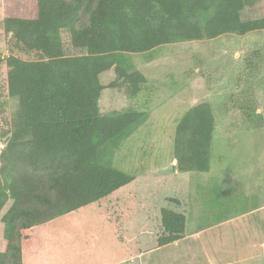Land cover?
<instances>
[{"label":"trees","instance_id":"16d2710c","mask_svg":"<svg viewBox=\"0 0 264 264\" xmlns=\"http://www.w3.org/2000/svg\"><path fill=\"white\" fill-rule=\"evenodd\" d=\"M7 92L17 108L0 151V264H121L186 236L188 173L210 168L215 116L190 106L173 131L175 174H131L116 148L146 108L102 114L98 75L134 98L151 89L124 53L264 30L256 0H5ZM218 188L217 183L213 188Z\"/></svg>","mask_w":264,"mask_h":264},{"label":"rangeland","instance_id":"374dc122","mask_svg":"<svg viewBox=\"0 0 264 264\" xmlns=\"http://www.w3.org/2000/svg\"><path fill=\"white\" fill-rule=\"evenodd\" d=\"M264 0L241 11L261 17ZM0 0V151L10 131L16 98L7 92L10 53ZM122 66L136 69L151 89L129 98L107 87L113 69L102 71L99 111L146 108L148 119L116 148L113 166L131 174H175L173 131L193 104L208 101L215 116L210 168L188 173L186 236L121 264H264V30L223 34L208 40L176 41L150 51L124 53ZM163 169V167H165ZM217 183L218 188H213ZM0 210V251L7 226Z\"/></svg>","mask_w":264,"mask_h":264},{"label":"water","instance_id":"95a60500","mask_svg":"<svg viewBox=\"0 0 264 264\" xmlns=\"http://www.w3.org/2000/svg\"><path fill=\"white\" fill-rule=\"evenodd\" d=\"M171 164L175 166V165H176V160L174 159L173 162H172ZM165 168H166V166L163 167V169H165ZM175 173H176V172H175ZM160 174H164V173H160Z\"/></svg>","mask_w":264,"mask_h":264}]
</instances>
